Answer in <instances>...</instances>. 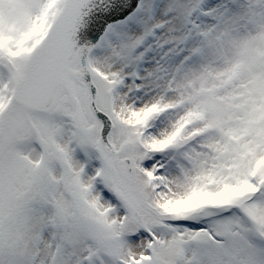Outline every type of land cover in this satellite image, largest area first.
<instances>
[{
  "label": "snow or ice",
  "instance_id": "1",
  "mask_svg": "<svg viewBox=\"0 0 264 264\" xmlns=\"http://www.w3.org/2000/svg\"><path fill=\"white\" fill-rule=\"evenodd\" d=\"M0 264H264V0H0Z\"/></svg>",
  "mask_w": 264,
  "mask_h": 264
}]
</instances>
